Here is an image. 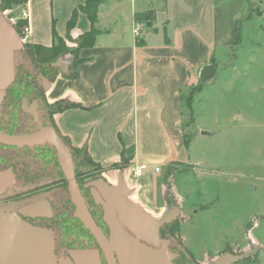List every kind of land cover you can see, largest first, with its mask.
Returning <instances> with one entry per match:
<instances>
[{
	"label": "crops",
	"instance_id": "0c3cea01",
	"mask_svg": "<svg viewBox=\"0 0 264 264\" xmlns=\"http://www.w3.org/2000/svg\"><path fill=\"white\" fill-rule=\"evenodd\" d=\"M85 1L26 0L0 12L15 27L27 9L29 32L18 33L23 43L51 46L54 31L76 47L91 24L78 11L67 39V22ZM259 10L261 0L103 1L93 44L77 50L81 61L73 69L74 54L66 53L50 63L52 77L40 76L57 132L70 146L84 148L109 184L122 179L128 200L151 216L172 211L178 222L188 219L173 174L189 159L184 135H197L196 95L215 81V47L241 42L244 24L254 16L260 23ZM147 11L153 20H136L135 14ZM186 119L193 122L188 129L182 125ZM140 164L146 168L135 177L131 170ZM78 264L95 261L86 255Z\"/></svg>",
	"mask_w": 264,
	"mask_h": 264
},
{
	"label": "rangeland",
	"instance_id": "374dc122",
	"mask_svg": "<svg viewBox=\"0 0 264 264\" xmlns=\"http://www.w3.org/2000/svg\"><path fill=\"white\" fill-rule=\"evenodd\" d=\"M259 14V24L255 16L244 24L241 42L215 47V81L196 95L197 135H184L189 159L173 174L188 219L171 237L197 264L245 252H253L251 264H264V0ZM81 162L84 177H98Z\"/></svg>",
	"mask_w": 264,
	"mask_h": 264
},
{
	"label": "water",
	"instance_id": "95a60500",
	"mask_svg": "<svg viewBox=\"0 0 264 264\" xmlns=\"http://www.w3.org/2000/svg\"><path fill=\"white\" fill-rule=\"evenodd\" d=\"M29 62L17 30L0 12V106L5 90L15 79L17 67ZM54 64L51 63L53 66ZM62 69V72L66 71L64 67ZM33 114L36 117V127L19 133L0 131V144L30 148L46 144L52 148L75 205V216L97 240L108 264H116L114 253L120 264H172L177 254L170 246L175 239L173 236L162 238L159 230L163 225L178 220L176 213L166 211L155 218L128 200V190L122 179L117 185H111L98 176L89 180L85 187L95 203L103 208V218L109 227V237L104 236L93 221L81 195L69 146L49 119L42 122L37 119V113ZM17 189L13 171H0V197L10 195ZM42 195L44 197L45 194ZM51 211L48 200L38 197L0 204V264H72L68 258L55 254V234L51 229L33 225L23 218L50 216ZM252 253H226L219 256L213 264L237 263ZM86 255L92 256L95 264H99L97 250L70 252L75 264H78L77 258Z\"/></svg>",
	"mask_w": 264,
	"mask_h": 264
},
{
	"label": "flooded vegetation",
	"instance_id": "af4514ba",
	"mask_svg": "<svg viewBox=\"0 0 264 264\" xmlns=\"http://www.w3.org/2000/svg\"><path fill=\"white\" fill-rule=\"evenodd\" d=\"M54 70L43 68V65L32 61L22 63L17 67L15 79L5 90L0 106V131L19 133L37 126V119L52 123L54 106L46 102L44 86L40 76L50 78ZM74 160L75 179L87 209L101 232L109 237V227L103 218V208L95 203L85 184L94 178L84 177V165ZM11 169L16 177L17 190L10 195L0 197V204L15 202L31 197L45 198L51 205L50 216L23 217L29 223L51 229L55 234V254L58 257L68 258L71 251L97 250L99 264H108L103 251L85 225L75 216V205L67 191V182L56 161L52 148L48 145L30 147H14L0 144V171ZM80 176L82 178H80ZM42 194H45L44 197ZM42 195V196H41ZM178 221V220H175ZM163 225L160 236H171V225ZM170 249L177 255L172 264H188L193 262L191 254L183 249L177 241L171 244ZM115 263L120 264L114 253ZM77 258V262H78Z\"/></svg>",
	"mask_w": 264,
	"mask_h": 264
},
{
	"label": "trees",
	"instance_id": "16d2710c",
	"mask_svg": "<svg viewBox=\"0 0 264 264\" xmlns=\"http://www.w3.org/2000/svg\"><path fill=\"white\" fill-rule=\"evenodd\" d=\"M26 0H1L0 1V10L5 11L7 9H11L15 6V4L18 2V5L23 3ZM105 0H86L83 5L78 6L72 13L70 19L67 22V34L66 38L70 39L69 36V31L75 24L77 12L81 11L86 14L90 24H91V29L80 35L76 39V47H69L67 46L65 40L58 36L54 31H53V43L51 46H44L41 44H35V43H24V48H25V53L27 54V57L32 61L33 63L39 65H43V68H49L53 69L51 67L50 63L53 62L57 57L64 55L66 53H72L74 54V61L72 64V68L75 67L76 64H78L81 60L77 57V50L80 49L81 47L87 46V45H92L94 42V38L96 35V31L94 30L93 26L94 23L96 22L97 19V10L98 6L100 3H102ZM165 1V0H162ZM135 18L137 21H142V20H153L154 19V13L153 11H147L144 13H137L135 14ZM26 21L23 18H18L15 22V28L18 33L21 34L22 28L25 25ZM74 69V68H73ZM74 71H71V74H73ZM55 74V71L53 72L52 76ZM50 76V77H52ZM194 91V90H193ZM190 92V95L193 93ZM187 106L188 102H187ZM60 108V107H59ZM63 141L69 146L73 158H77V161L81 162L82 158L88 163V164H93V169L95 168V171H98L99 173L102 171V167L95 164L90 156L86 153L84 148H76L70 146L69 142L67 141L66 138H63ZM190 138L184 139V145L187 147L189 144ZM82 163V162H81ZM82 165H85L82 163ZM117 164H115L116 166ZM94 171V170H93ZM92 173V171L90 170ZM171 233L176 234L179 231V222L175 221L171 225ZM252 261V256L249 255L248 257L244 258L243 260L237 262V264H251Z\"/></svg>",
	"mask_w": 264,
	"mask_h": 264
},
{
	"label": "built area",
	"instance_id": "2783aa9c",
	"mask_svg": "<svg viewBox=\"0 0 264 264\" xmlns=\"http://www.w3.org/2000/svg\"><path fill=\"white\" fill-rule=\"evenodd\" d=\"M21 17L23 19H25V20L27 19V17H28L27 9H23L22 10ZM22 31L24 33H28L29 32V26H28V24H26V25L23 26ZM134 33H135V35L138 34V29L136 27L134 28ZM145 168H146V166L144 164H140L138 166L133 167L132 170H131L132 171V175L135 176V177L136 176H140V174L143 172V170ZM154 170L156 172L159 171V167L158 166L154 167Z\"/></svg>",
	"mask_w": 264,
	"mask_h": 264
}]
</instances>
